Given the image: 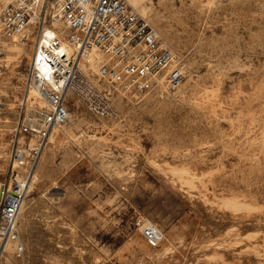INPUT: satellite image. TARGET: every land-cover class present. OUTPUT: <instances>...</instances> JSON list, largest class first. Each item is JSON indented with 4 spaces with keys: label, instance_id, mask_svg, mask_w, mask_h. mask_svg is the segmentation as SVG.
<instances>
[{
    "label": "rangeland",
    "instance_id": "rangeland-1",
    "mask_svg": "<svg viewBox=\"0 0 264 264\" xmlns=\"http://www.w3.org/2000/svg\"><path fill=\"white\" fill-rule=\"evenodd\" d=\"M126 2L184 78L71 99L19 218L23 251L7 243L0 264H264V0ZM4 48L10 71L28 64L30 45Z\"/></svg>",
    "mask_w": 264,
    "mask_h": 264
},
{
    "label": "built area",
    "instance_id": "built-area-1",
    "mask_svg": "<svg viewBox=\"0 0 264 264\" xmlns=\"http://www.w3.org/2000/svg\"><path fill=\"white\" fill-rule=\"evenodd\" d=\"M46 26L58 35L40 46ZM17 39L31 40V58L10 71L2 55ZM61 40L70 55L54 50ZM91 50L101 55L97 71L82 67ZM184 73L174 51L126 0H0V254L7 243L23 251L19 218L30 174L50 137L69 122L71 99L92 103L102 92L138 94L161 86L173 91ZM143 236L155 245L162 233L147 223Z\"/></svg>",
    "mask_w": 264,
    "mask_h": 264
},
{
    "label": "bare ground",
    "instance_id": "bare-ground-1",
    "mask_svg": "<svg viewBox=\"0 0 264 264\" xmlns=\"http://www.w3.org/2000/svg\"><path fill=\"white\" fill-rule=\"evenodd\" d=\"M141 0H128V2L132 5V6H137L138 3ZM142 10V9H141ZM143 13H145L144 11H142ZM59 24H55V26H58ZM58 35L57 30H55L53 27L50 26H46L43 30V35H42V41L40 43V46H42L44 44V42L49 43V41ZM14 46H16L17 52H24L25 49H27V47H29V45H31V43L29 42V40H24V39H17L16 41L13 42ZM54 50L57 53L63 52L64 54L66 53L67 55H70L71 53V47L69 46V44L65 41V40H61V43L58 47H54ZM101 55L98 51L96 50H91L87 53V56H85L86 61L88 62V64L84 65L82 64V67L86 70V66L89 67V69L91 70H96L97 71V67L95 65H97L98 62V58H100ZM34 66V64H33ZM40 71H44L42 66H39ZM53 83V82H52ZM69 131V130H68ZM50 139L53 140V136L50 137ZM49 139V141H50ZM48 141V142H49ZM47 145V144H46ZM46 146L43 149V152L45 150ZM42 152V154H43ZM37 169H34V171L31 172L30 177H31V184H30V188L32 187V185L35 183L36 179H37ZM184 172V171H183ZM186 172V170H185ZM176 173V172H175ZM225 204V203H224ZM235 205V203H234ZM231 209V207H230Z\"/></svg>",
    "mask_w": 264,
    "mask_h": 264
}]
</instances>
